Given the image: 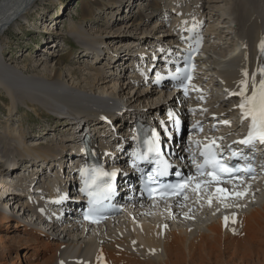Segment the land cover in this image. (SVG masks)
I'll list each match as a JSON object with an SVG mask.
<instances>
[{
	"label": "bare ground",
	"instance_id": "bare-ground-1",
	"mask_svg": "<svg viewBox=\"0 0 264 264\" xmlns=\"http://www.w3.org/2000/svg\"><path fill=\"white\" fill-rule=\"evenodd\" d=\"M55 1L59 9L50 23L57 24L65 14L60 13L62 0H0V88L9 100L6 120L0 121V157L5 159L0 162V264H264V190L252 181L226 184L229 190L223 193L217 192L220 187L216 185L200 198L175 203L172 209L147 206L139 197L126 199L123 191V212L89 228L65 218L57 224L37 214L40 196L35 187L48 171L56 179L71 166L64 161L78 134L77 118L85 126L95 127L99 137L115 134L110 149L128 140L137 120L156 121L165 119L169 110H182L181 96H169L166 89L145 88L126 64L135 58L138 47L153 48L176 39L170 24L180 20L172 13L178 5L193 7L198 19L210 25L201 86L216 103L226 106L244 99L237 93L240 82L247 79L245 95L250 96L253 82L258 85L264 79L260 72L264 68V0H82L81 16L68 18L63 26L79 45L77 58H82L83 70L91 71L88 76L70 68L66 75L62 73L73 52L58 54L55 31L44 29L47 15L42 4ZM221 1L229 8L224 16L215 9ZM32 11L42 13L39 23L44 26L39 33L52 39L47 44L44 38L40 49L38 42L30 46L49 55L53 66L48 72H25L3 58L6 30H19L22 21L29 23ZM99 18L104 20L102 25L95 24ZM86 20L93 33L85 28ZM121 43L128 49L119 50ZM211 49H220V54ZM24 53L23 58L29 56V50ZM42 54H38L39 60ZM40 64L47 65V61ZM117 85L122 94L115 91ZM21 105L38 115V110L55 115L59 124L52 126L51 138H42L49 124L40 123L32 132L25 129L22 119L17 118L15 125L8 121ZM105 119L111 120L113 130H108ZM27 136L37 137L27 143ZM186 147L183 140L181 153ZM9 164L14 169L22 164L27 171H22L24 179L16 176L14 182V170H6ZM4 196L9 199L7 206Z\"/></svg>",
	"mask_w": 264,
	"mask_h": 264
},
{
	"label": "rangeland",
	"instance_id": "rangeland-1",
	"mask_svg": "<svg viewBox=\"0 0 264 264\" xmlns=\"http://www.w3.org/2000/svg\"><path fill=\"white\" fill-rule=\"evenodd\" d=\"M62 1L64 2V6L62 7L60 13L62 14L64 12L65 14L61 19H59V20H61V22L60 23L57 22V24L50 23L51 22L50 20L53 19V17H56V14H57L58 9H59L58 1H55L53 3H48V2L46 3L45 2L44 3L45 5L42 4V6L46 7L45 8L46 13H44V14L47 15V23L45 24L44 29H47V30L50 29V30L55 31L54 32L55 33L54 38L56 39L55 42H56V44H57V42H58V44H60L58 49H56V52L58 54L63 55L65 53H67L68 51L73 52L71 58L68 61L67 66L62 71V73L64 75H66L68 68H70V69H77L79 74H81L83 76L84 75L88 76L89 74H91V71L89 69L83 70L84 66L82 63V58H77V56L79 55V51H80L79 45L76 44V42L66 33L65 28L63 26V23L68 18L73 17L75 19H78L81 16L82 0H62ZM213 8H215V7H213ZM215 9L218 10L219 15L224 16L228 12L229 8H228L227 4L225 3V1L224 2L221 1V2H219V4L216 6ZM125 10H126V8H123V12ZM37 11H39V8H37ZM31 13H32V15L30 17L29 23L22 21L21 24L19 25V30H15L13 28H8L6 30V34L8 35V40H7V45L5 46V49L3 51L4 52L3 58L8 63L15 66V68L20 69V70L25 71V72L26 71L30 72V73H36L38 71L48 72L49 68L53 66L52 60L49 61V59H50V58H48L49 55H46V54L44 55V52L42 54V51L40 52L36 48L32 49V47H30V46L32 43L34 44V42H38V43H40V45L38 47L40 49L44 46V42H43L44 38L48 42L47 44L52 43V39L49 38L47 35H44V37H43V35H41V34H44V33H41V32L39 33L40 29L43 28V26H44V23H42V22H41V24L39 23V17L42 16V13H40L38 15H37V12H34V11H32ZM88 22L89 21L86 20L85 28L88 30L89 33H93L90 30L91 23L90 22L88 23ZM103 22H104V20L102 18H99L97 21H95V24L96 25H102ZM56 26H57V28H55ZM225 26L226 25H224L223 30L226 31L227 26L226 27ZM158 32L160 33V31H158ZM126 34H128V33H126ZM46 37L49 39H47ZM64 38L67 39V41L65 40V43L63 42ZM117 47H120L119 50H122L124 48L128 49V48H126V46L123 43L119 44V46H117ZM24 50H29V54H28L29 56H27L26 58H23V56L25 55ZM211 50L216 55H219L220 51H221L220 49H218V50L211 49ZM35 51H37V52H35ZM40 53L42 54V55H40V57L42 56L41 60H39V56H38V54H40ZM43 59H45L47 61V65L40 64V62ZM34 60L36 62H33ZM24 62L27 63L26 67H23ZM36 63L38 66H35ZM79 77L82 78V76H80V75H79ZM77 80H78V78H77ZM80 84L85 85V82L82 81V82H80ZM120 90H121V87L117 85L115 91L120 92ZM120 93L122 94V91ZM125 100H126V97H124V94H123V101H125ZM8 102H9V100L5 96V91L0 88V121L6 120L5 115L7 114V103ZM38 112H39V115L36 114L33 110H30L29 108H27V106L21 105V106H19L17 113H15L16 116L15 117L14 116L9 117L8 121L15 125L17 122V118L22 119L23 120L22 122H23L25 129L32 131V132L36 130V126L40 123H41V125H44V126L46 124H49L46 128L47 130L44 131V133H43L44 135L42 138L51 136L52 135V129H53L52 126L54 124H56L58 126V124H59L57 122L58 120L55 118V115L52 112L51 113L46 112V113H42V114L39 110H38ZM60 129H61V127H60ZM60 133H63V135H64L66 133V131H65V133L63 131H60ZM36 137L37 136H31V137L27 136V138H26L27 143H30V140H32ZM44 144H46V143H44ZM24 172L27 174V171H25V169H24ZM28 178H30V176H28ZM13 181L14 182L17 181V178L14 180V176H13ZM2 199H3V204L7 206L9 204V199L6 198L5 196Z\"/></svg>",
	"mask_w": 264,
	"mask_h": 264
},
{
	"label": "snow or ice",
	"instance_id": "snow-or-ice-1",
	"mask_svg": "<svg viewBox=\"0 0 264 264\" xmlns=\"http://www.w3.org/2000/svg\"><path fill=\"white\" fill-rule=\"evenodd\" d=\"M262 48H264V42H262ZM177 71L179 72L180 70L177 69ZM260 72L264 73V68H261ZM244 76H248L247 71L244 72ZM240 83L242 85L241 91L237 94L241 97H244V99L239 107L242 110L243 117H251L252 121L248 136L245 140L241 141V143L248 144L255 139H259L262 143H264V79H261L258 85L253 82L252 93L250 96L245 95L248 90L247 79L242 80ZM225 123L228 122L225 121ZM156 151L158 152V149H156ZM201 155L204 156L205 159L204 164L197 165L198 173L201 172V169H203L204 167L211 166L212 172L207 173V175L211 176L213 180L217 181L223 175H231L233 173V169L228 168L220 160L216 159L215 153L212 151V145H205V151H203ZM105 175L107 174L105 173ZM209 183H211V181H209ZM187 184L188 182L186 181L184 184L176 186L177 190H182L187 186ZM197 188H199V185H197ZM217 192L223 193L225 192V189L218 188ZM235 195L242 196L244 195V193H235ZM209 203H211V198H209ZM227 219L228 218L225 217V223H227Z\"/></svg>",
	"mask_w": 264,
	"mask_h": 264
}]
</instances>
